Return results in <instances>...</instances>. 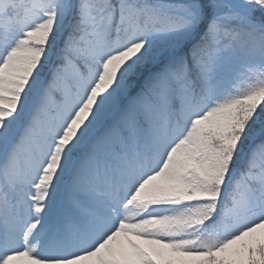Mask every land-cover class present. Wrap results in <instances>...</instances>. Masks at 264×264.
<instances>
[{
  "label": "snow or ice",
  "instance_id": "snow-or-ice-1",
  "mask_svg": "<svg viewBox=\"0 0 264 264\" xmlns=\"http://www.w3.org/2000/svg\"><path fill=\"white\" fill-rule=\"evenodd\" d=\"M0 264H264V0H0Z\"/></svg>",
  "mask_w": 264,
  "mask_h": 264
}]
</instances>
